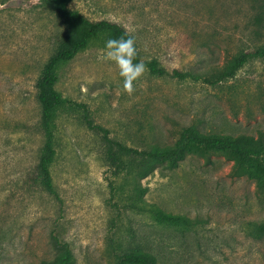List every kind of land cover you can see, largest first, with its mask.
Masks as SVG:
<instances>
[{
  "label": "rangeland",
  "instance_id": "obj_1",
  "mask_svg": "<svg viewBox=\"0 0 264 264\" xmlns=\"http://www.w3.org/2000/svg\"><path fill=\"white\" fill-rule=\"evenodd\" d=\"M90 20L119 23L136 39L143 60L168 72L202 73L242 49L264 44V0H72ZM65 25L43 0H0V264H52V236L67 243L74 264H127L145 251L158 264H264V188L232 174L222 155H188L175 168L146 177L113 175L101 133L80 108L54 120L50 166L56 198L41 186L44 143L35 84ZM93 41L59 66L56 89L88 109L93 124L129 147L169 145L186 126L204 133L256 135L264 130V59L233 78L202 80L149 72L128 96L111 62ZM156 206L187 223L156 224Z\"/></svg>",
  "mask_w": 264,
  "mask_h": 264
},
{
  "label": "trees",
  "instance_id": "obj_2",
  "mask_svg": "<svg viewBox=\"0 0 264 264\" xmlns=\"http://www.w3.org/2000/svg\"><path fill=\"white\" fill-rule=\"evenodd\" d=\"M71 1L43 0L66 27L35 84L37 101L40 106L41 130L44 136L36 169L44 190L58 197L50 172V166L55 157L54 120L60 109L75 108V106L82 110L89 128L101 133L103 153L113 168L114 176L133 172L135 178H143L157 167L169 169L177 167L188 155L202 157L222 155L233 162V175L246 176L255 181L259 188H264V130H258L256 135L233 136L204 133L193 126H186L180 131L174 143L164 146L154 145L140 150L110 137L107 129L93 124L85 105L72 104L62 97L56 89L59 66L72 60L93 41L105 43L108 38H119L127 32L117 22L106 19L90 20L80 12L70 9L68 5ZM139 59H141L140 53ZM254 59H264V44L242 49L230 58H226L222 64L213 65L202 73L184 72L179 69L168 72L156 58L143 61L153 76L168 75L180 80L190 78L215 86L233 78L246 63ZM150 211L156 224L162 228L187 223L185 218L167 213L156 206ZM249 226L252 235H264V220L250 222ZM51 238L55 248L52 264H74V257L68 244L62 242L56 235ZM122 258L127 264H158L153 254L141 250L124 253Z\"/></svg>",
  "mask_w": 264,
  "mask_h": 264
},
{
  "label": "clouds",
  "instance_id": "obj_3",
  "mask_svg": "<svg viewBox=\"0 0 264 264\" xmlns=\"http://www.w3.org/2000/svg\"><path fill=\"white\" fill-rule=\"evenodd\" d=\"M100 53L101 61L111 62L115 65L122 79L123 92L132 96L149 69L143 59L138 60L136 39L131 34V30L119 38H108Z\"/></svg>",
  "mask_w": 264,
  "mask_h": 264
}]
</instances>
